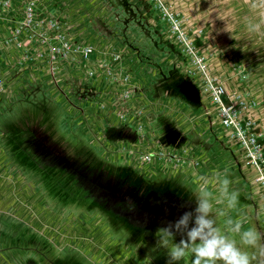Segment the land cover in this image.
<instances>
[{"label":"rangeland","instance_id":"rangeland-1","mask_svg":"<svg viewBox=\"0 0 264 264\" xmlns=\"http://www.w3.org/2000/svg\"><path fill=\"white\" fill-rule=\"evenodd\" d=\"M262 14L246 0H0V264H166L180 236L161 228L206 186L220 235L264 264L261 191L205 114L193 61L223 82L225 52L264 84V34L247 30ZM217 174L254 247L216 214Z\"/></svg>","mask_w":264,"mask_h":264},{"label":"clouds","instance_id":"clouds-1","mask_svg":"<svg viewBox=\"0 0 264 264\" xmlns=\"http://www.w3.org/2000/svg\"><path fill=\"white\" fill-rule=\"evenodd\" d=\"M246 2L253 10L264 8V0H246ZM247 30L253 34H264V18L249 20ZM215 182L219 184V196L215 203L224 205L223 208L216 210V214L226 218V232L238 234L242 245L254 247L258 241L257 233L251 229L241 231L242 221L228 215L230 210L236 208L239 193L230 191L231 181L226 176L221 178L217 174ZM205 183L207 185V182ZM211 201L212 192L206 186L195 200L194 209L184 211L177 219L164 223L162 231L171 237L180 236L179 241L169 251L166 264H179L189 251L192 256L191 264H251L254 257L242 251L227 235H220L214 220L209 218L213 212ZM179 207L183 208L185 205L181 204Z\"/></svg>","mask_w":264,"mask_h":264},{"label":"built area","instance_id":"built-area-1","mask_svg":"<svg viewBox=\"0 0 264 264\" xmlns=\"http://www.w3.org/2000/svg\"><path fill=\"white\" fill-rule=\"evenodd\" d=\"M193 61L202 73L200 77V80H202L200 83L201 98L206 103L211 104V106L205 105V114L212 117V120L218 121L224 129L225 134L229 135L231 140L239 144L245 158L252 167L254 172L253 180L261 191L264 204V148L261 143H264V139L261 138L262 134L259 131H257L259 133L247 134L248 131L245 129L246 126H250V122L254 124V126H251L252 130L260 128V123H257L258 118L254 114V118L252 119L250 115L252 109L247 105L243 94L229 96L223 82L219 81L216 76L209 72L201 56L195 55ZM1 82L2 76H0ZM225 96L229 97L233 103L230 105L225 104L223 100ZM255 105L256 101L254 100L252 107H255Z\"/></svg>","mask_w":264,"mask_h":264},{"label":"crops","instance_id":"crops-1","mask_svg":"<svg viewBox=\"0 0 264 264\" xmlns=\"http://www.w3.org/2000/svg\"><path fill=\"white\" fill-rule=\"evenodd\" d=\"M226 52H230L228 49ZM238 67L234 65L233 61L229 60V57L224 52V80L223 84L228 93L238 90L242 93L249 92L254 98L260 102L258 108L257 116L262 130V135L264 138V84L261 76H256V78H250L248 76L242 77L241 71Z\"/></svg>","mask_w":264,"mask_h":264}]
</instances>
